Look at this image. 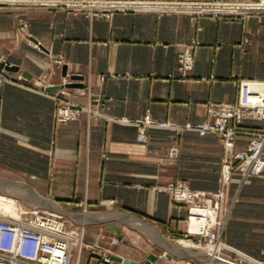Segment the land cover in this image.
Instances as JSON below:
<instances>
[{"label":"crops","instance_id":"0c3cea01","mask_svg":"<svg viewBox=\"0 0 264 264\" xmlns=\"http://www.w3.org/2000/svg\"><path fill=\"white\" fill-rule=\"evenodd\" d=\"M195 37L193 67L180 78L178 54ZM0 68V183L25 184L70 213L83 238L74 247L78 264H100L108 251L122 264H167L164 251L191 260L205 254L178 247L188 209L160 186L183 180L198 189L219 187L222 135L148 125L140 141L137 125L120 117L151 114L183 124L208 118L209 100L236 103L241 79H264V11L238 19L1 2ZM39 77L51 90L36 86ZM65 85L76 102L101 100L100 113L57 122L54 92ZM242 126L260 130L264 119ZM249 138L239 134L236 147L245 148ZM0 189L28 196L12 185ZM226 198V258L248 263L245 253L264 261V172L235 169Z\"/></svg>","mask_w":264,"mask_h":264},{"label":"built area","instance_id":"2783aa9c","mask_svg":"<svg viewBox=\"0 0 264 264\" xmlns=\"http://www.w3.org/2000/svg\"><path fill=\"white\" fill-rule=\"evenodd\" d=\"M35 2L49 6L85 9L91 13H109L114 9L137 10L153 9L158 13L166 11L188 12L192 14H209L215 17H235L245 19L253 13L264 11V0H0L1 2ZM35 46L38 42L30 40ZM200 40L192 38L184 44V49L178 54L179 77L186 78L193 67V48ZM2 71V68H0ZM214 76L213 74L211 75ZM3 79H20L13 75L2 74ZM206 77V76H205ZM45 79L39 77L36 86H43ZM66 88L54 92L56 100L55 118L58 122L76 119L83 111L99 112L98 107L75 102L66 97ZM208 118L200 122L187 121L179 124L173 121L158 120L151 114L140 119H130L122 116L124 122L137 125V139L146 141L148 125L171 126L177 131L184 128L194 129L200 134L217 131L223 137V155L221 159V187L217 190L195 189L184 183L170 182L160 186L172 192L174 201L184 203L188 207V227L180 241H186L184 247L190 251L205 252L196 260L184 256L166 255L167 264H218L216 259L221 255L206 249V244L214 247L228 246L222 241V233L226 219L231 211V205L226 198V189L231 174L235 169H241L245 174H260L264 172V128L250 131L243 128L245 119H264V79H241L239 96L236 103L207 101ZM239 134H249L250 138L245 148L236 147ZM24 216H0V264H78L74 260V247L83 244L82 232L78 225L65 218L63 214L37 205L30 206ZM67 220L72 224L68 225ZM197 221L198 228H192ZM197 235V238H194ZM178 239V238H177ZM185 244V243H184ZM106 249L102 243H88ZM245 258L253 259L242 253ZM100 264H122L113 258L111 252H105Z\"/></svg>","mask_w":264,"mask_h":264},{"label":"bare ground","instance_id":"6f19581e","mask_svg":"<svg viewBox=\"0 0 264 264\" xmlns=\"http://www.w3.org/2000/svg\"><path fill=\"white\" fill-rule=\"evenodd\" d=\"M0 184H8V185H12L14 189H23V190H25L26 194L29 197H31V199L28 198V196L25 197V198H26V200H28V202H31L32 204H34V201H36V202H38L37 204H45L46 203L47 206H55V204L53 202H50V204H48L47 201L44 202V200L40 199L35 194V192L32 189H30L29 187H27L25 184H22V183H19V182H16V181L12 182V183H8V182L4 183V182H2ZM13 194H15V193H13ZM16 195H18V194H16ZM13 202L14 201H13V199L11 197L0 193V203H2V205L4 207L8 208V209L16 211L15 210V204ZM198 224L199 223L197 221H193L192 224H191V227L197 229L198 226H199ZM183 243H185L186 245H190V244H187L186 241H183ZM205 247H206V249L211 250L213 253L221 255V258L216 259V261L220 262V264L221 263L222 264H230V263H235V264H262V263L257 262L256 260L254 261V260L248 259V258H246L248 263H245V261H240V260H238V261H230V259L226 258V257H228V255H226L225 252H224V246H221L220 248H218V247L216 248L212 244H206Z\"/></svg>","mask_w":264,"mask_h":264},{"label":"rangeland","instance_id":"374dc122","mask_svg":"<svg viewBox=\"0 0 264 264\" xmlns=\"http://www.w3.org/2000/svg\"><path fill=\"white\" fill-rule=\"evenodd\" d=\"M111 1V0H110ZM113 1H120V0H113ZM121 1H123V0H121ZM77 9H80V8H77ZM83 10H85V9H83ZM87 11V10H86ZM87 12H89V11H87ZM89 13H91V12H89ZM252 15V14H251ZM34 41H36V42H38V46H35V45H33L32 43H31V41H30V43L33 45V46H35V47H40L41 48V43L39 42V41H37V40H34ZM67 81V80H66ZM68 84V83H67ZM47 86V85H46ZM66 87H68L67 85H65V86H62L61 88H66ZM47 89H49V90H51L50 88H48V86H47ZM58 89V88H57ZM66 97H68L69 96V91H68V89L66 88ZM68 98H70V97H68ZM71 99V98H70ZM73 100V99H72ZM74 101V100H73ZM76 102V101H75ZM101 103V100L100 101H98V102H91V100L90 101H88L87 103H85V104H90V105H92V107H98L97 106V104H100ZM55 104H56V102H55ZM84 104V103H83ZM102 104V103H101ZM56 111V110H55ZM84 112V111H83ZM86 113H89V112H87V111H85ZM92 113H100V109H99V112H92ZM134 120H136V119H134ZM159 120V119H158ZM57 121V120H56ZM168 121V120H167ZM58 122V121H57ZM198 122H200V121H198ZM179 181H183V180H179ZM179 181H175V182H179ZM172 182H174V181H172ZM184 183H186L185 181H183ZM170 183V182H169ZM168 184V183H167ZM167 184H165V185H167ZM187 184V183H186ZM188 185V184H187ZM161 186H164V185H161ZM191 187V186H190ZM221 187V181H220V185H219V187H217L216 189H211V190H217V189H219ZM193 188V187H192ZM195 189H198V188H195ZM166 190V189H165ZM200 190H205V189H200ZM0 192L2 193V194H5V195H7V196H9V197H11L12 199H13V203L15 204V210L16 211H13V210H10V209H8V208H6V207H4L3 205H2V203H0V216H6V217H10V216H12V217H20V216H24L25 215V212H26V210H24V209H27V208H29L30 206H33L34 204H32V203H29L28 202V200H26V199H24V198H22L20 195H16V194H13V193H7V192H3L1 189H0ZM70 202V201H69ZM39 206V205H38ZM187 206V205H186ZM187 209H188V207H187ZM25 211V212H24ZM60 213V212H59ZM62 214V213H61ZM63 216L65 217V218H67L68 219V215H66V214H63ZM67 224L70 226V225H72L68 220H67ZM182 237H184V235L183 234H181V235H178V239H176L175 241H176V243H177V245H178V247H183V248H185L184 247V245H186V244H184L183 243V241H180L181 240V238ZM198 236L197 235H194V238H197ZM165 252V251H164ZM201 252H202V250H201ZM166 255L168 256L169 254L166 252ZM167 258V257H166ZM168 259V258H167ZM263 263H264V261H262ZM218 264H220V262H218ZM222 264V263H221Z\"/></svg>","mask_w":264,"mask_h":264},{"label":"water","instance_id":"95a60500","mask_svg":"<svg viewBox=\"0 0 264 264\" xmlns=\"http://www.w3.org/2000/svg\"><path fill=\"white\" fill-rule=\"evenodd\" d=\"M40 199L44 200V202L47 201L48 204H50V202H53L55 204V206H47L46 203L42 205H40L43 208L46 209H50L52 211H56V212H60L62 214H66V215H70V213H68L67 211H65L62 207H59L54 201H51L50 199L43 197L42 195H37ZM198 252L195 251H188V254H196L197 255Z\"/></svg>","mask_w":264,"mask_h":264}]
</instances>
